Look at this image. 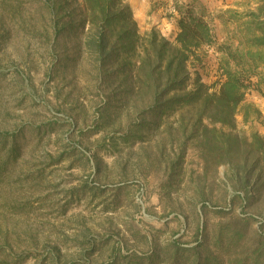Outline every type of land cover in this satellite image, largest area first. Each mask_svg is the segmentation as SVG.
<instances>
[{
	"label": "rangeland",
	"instance_id": "rangeland-1",
	"mask_svg": "<svg viewBox=\"0 0 264 264\" xmlns=\"http://www.w3.org/2000/svg\"><path fill=\"white\" fill-rule=\"evenodd\" d=\"M54 1L0 0V157L13 135L19 143L0 181V264H129L132 255L164 264L161 248L196 245L199 228L208 245L238 218H251L254 232L264 234V193L247 195L257 174L209 158L193 126L198 107L169 111L161 121L153 112L141 115V99L126 92L121 77H99L89 25L55 35L54 21L61 26L68 17L60 18L63 10L53 16ZM121 1L141 35L155 29L175 41L176 3L184 0ZM200 1L219 37L226 30L218 12L258 3ZM55 2L69 12L82 7V0ZM199 55L189 71L217 91L224 76L216 47ZM247 85L245 102L259 109L258 119L247 124L238 112L235 127L213 125L207 115L203 123L264 136V84L254 77ZM234 163L241 166L242 157Z\"/></svg>",
	"mask_w": 264,
	"mask_h": 264
},
{
	"label": "trees",
	"instance_id": "trees-1",
	"mask_svg": "<svg viewBox=\"0 0 264 264\" xmlns=\"http://www.w3.org/2000/svg\"><path fill=\"white\" fill-rule=\"evenodd\" d=\"M55 1L51 7L53 16L63 10L65 16L60 18L68 17L61 26L58 20L54 21L55 35L65 28L72 32L78 26L89 25L93 32L89 52L98 64L99 77L109 74L111 82L121 77L120 85L127 86L126 92L141 99L140 114L153 112L159 121L169 111L197 106L200 115L193 126L202 138L206 154L217 164L225 162L246 175L257 174V186L247 193L248 199L263 195L264 136L255 129L243 135L224 133L216 126L205 125L202 117L207 115L213 125L235 127L238 112L247 124L252 116L254 120L261 116L259 109L245 102V97L249 80L255 77L257 86L264 84V0H258L254 8L218 12L217 19L226 30L220 37L200 0L176 3L179 32L174 42L155 29L141 35L132 10L121 0H82V7H75L72 12L64 10L67 4L60 2L58 6ZM78 14L82 17L79 22ZM205 47H216L223 71L224 80L214 92L198 72L193 73L191 81L189 61L192 57L202 60L199 51ZM2 136L3 140L5 135ZM16 137L13 135L9 153L0 157V181L8 173L9 162L17 158ZM236 156L242 157L241 166L235 165ZM250 219H236L235 228L226 226L223 230V226L210 237L208 245V237L199 228L196 245L183 246L175 241L170 248H161L157 256L162 257L164 264H264V234L254 232ZM125 259H129V264H143L137 255Z\"/></svg>",
	"mask_w": 264,
	"mask_h": 264
}]
</instances>
